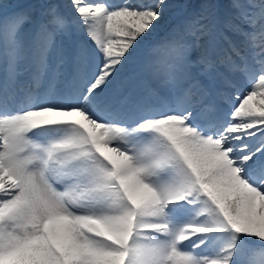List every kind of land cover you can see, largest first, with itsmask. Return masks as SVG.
Wrapping results in <instances>:
<instances>
[{
	"label": "snow or ice",
	"instance_id": "6c2138e0",
	"mask_svg": "<svg viewBox=\"0 0 264 264\" xmlns=\"http://www.w3.org/2000/svg\"><path fill=\"white\" fill-rule=\"evenodd\" d=\"M0 264H264V0H0Z\"/></svg>",
	"mask_w": 264,
	"mask_h": 264
},
{
	"label": "rangeland",
	"instance_id": "374dc122",
	"mask_svg": "<svg viewBox=\"0 0 264 264\" xmlns=\"http://www.w3.org/2000/svg\"><path fill=\"white\" fill-rule=\"evenodd\" d=\"M25 2V0H5V3H7V4H9V5H11V6H15L16 4H18V3H24ZM115 3H119V2H115ZM179 17V12H177V9H175V7H174V9H173V13H172V22H175V20L177 19ZM167 25L165 24V25H162V29L164 28V27H166ZM256 103H258L259 102V100H256L255 101Z\"/></svg>",
	"mask_w": 264,
	"mask_h": 264
},
{
	"label": "bare ground",
	"instance_id": "6f19581e",
	"mask_svg": "<svg viewBox=\"0 0 264 264\" xmlns=\"http://www.w3.org/2000/svg\"><path fill=\"white\" fill-rule=\"evenodd\" d=\"M110 2L115 3V2H120V0H110ZM177 12H178V10H177ZM256 100H259V97L255 98V101Z\"/></svg>",
	"mask_w": 264,
	"mask_h": 264
}]
</instances>
